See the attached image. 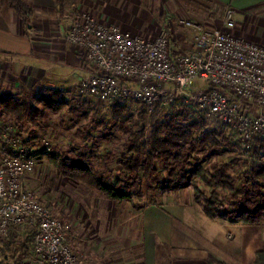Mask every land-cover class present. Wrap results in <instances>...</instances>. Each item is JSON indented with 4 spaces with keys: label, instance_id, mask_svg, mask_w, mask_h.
Returning a JSON list of instances; mask_svg holds the SVG:
<instances>
[{
    "label": "built area",
    "instance_id": "1",
    "mask_svg": "<svg viewBox=\"0 0 264 264\" xmlns=\"http://www.w3.org/2000/svg\"><path fill=\"white\" fill-rule=\"evenodd\" d=\"M234 13L226 7V28L234 26ZM179 23L192 36L172 49L167 29L148 37L86 13L73 15L64 39L82 48L87 74L68 94L104 104L135 102L150 118L173 105L193 109L206 121L218 122L248 155L256 137L264 140V45L190 19ZM7 141L10 152L0 162V235L11 225L27 226L32 264H87L68 243L70 223L23 182L34 170L38 151L48 152V143L40 142L38 149L37 142L23 144L17 136Z\"/></svg>",
    "mask_w": 264,
    "mask_h": 264
},
{
    "label": "rangeland",
    "instance_id": "2",
    "mask_svg": "<svg viewBox=\"0 0 264 264\" xmlns=\"http://www.w3.org/2000/svg\"><path fill=\"white\" fill-rule=\"evenodd\" d=\"M130 1L118 0L120 6L118 8L119 12L117 11V15L115 14L116 21L103 22L119 25L122 28L125 26L131 28L129 25L133 24L134 27H138L137 30L133 29L134 32L144 35H156L167 29L171 34L174 46L184 39L190 41L192 36L189 30L180 26L179 19H190L208 28H221L220 26L224 24L223 14L226 6H213L208 9L206 6H210V3L205 0H193L199 4L197 7L189 3L192 0H141L142 5L138 3L137 6L133 4L132 6ZM132 10L137 12L134 18H137L138 22L131 23L133 16L127 14L128 12L132 13ZM77 13L94 15L86 9H82ZM0 91L5 97L11 96L6 95L1 88ZM23 97L21 96L20 98L39 109L45 106L33 104L30 102V98L26 99ZM64 97H69V95H64ZM112 103L104 104L95 101L94 107L89 108L94 110L96 118L90 123L89 120L93 113L88 116L85 115V118L80 121L81 124L75 128L71 127L73 121L70 120L71 115L65 109L57 112L60 110L57 108L60 105L56 106L55 111H52L55 113L53 115L51 114L47 117L45 112L43 116L26 117L21 122L15 117L6 116L1 109L0 125L3 121L5 132L3 131L4 135L2 132L0 133V162L9 148V141L7 140H9L10 136L6 138L7 132H13L11 137L17 136L20 139L27 140L29 139V136L25 133V131L29 132L26 128L29 126L27 124L30 122L36 123L39 118L40 120L43 119L38 124L39 127L35 129L40 134L35 135V140H29V142H34L35 144L37 142L38 147L36 148L41 149L40 142L45 141L48 143L49 150L44 152L43 155L45 156L42 155V151H38L40 153L39 156H41L38 157L33 172L27 174L23 179L26 187L39 200L48 204V208L54 215L70 223L71 231L68 243L77 256L85 258L87 264H145L150 257L143 249L145 238L141 236L140 230L142 218L144 217L141 213L142 210L146 206L168 207L169 204L179 205V203H186L188 200L196 201L192 186L172 187L169 190H163L162 187L168 185V173L162 169L161 163H157L156 170L158 172L154 176L149 179L143 177L138 185L131 188L134 191H139L141 197H135L130 201H115L107 198L98 189L88 185L86 177H69L62 174L58 168V164L61 163V156L81 161V164L89 166V169L97 170L107 181L111 177H124L120 174L115 161L108 163L106 167H102L98 166L95 158L109 151L114 153L116 159L118 154H121L124 150L123 145L126 139V134L122 132L120 119L127 115L129 117L128 124L131 126L137 113L144 109L135 102L127 103L124 109L118 108ZM49 111L51 112V110ZM166 112L168 111H161L157 118L162 120ZM45 118H48V124H53L54 130L45 131ZM99 118H102V123L99 126L96 125V127L95 124ZM144 119L146 120L145 140H148L149 124L153 118L145 115ZM195 119L196 117L192 115L186 122L189 123ZM76 128L79 129L76 131ZM214 128L223 130L215 120L206 121V124L199 129H193L191 136L198 138L204 132H211ZM90 133L91 139L88 137ZM223 135H228L226 130L225 133L223 131ZM147 150H149L148 144L143 149V152L145 153ZM88 152H91L94 159L83 158ZM234 158L246 159L247 155L243 153L241 148H232L228 152L215 157H210L205 151H202L194 153L190 161L194 163L199 160L204 167H208L214 162L221 164ZM244 168L234 165V167L228 169L227 173L231 177H236L239 175V171ZM196 202L201 207L200 202ZM221 217L234 219L226 216ZM239 221L242 222L241 220ZM259 222H262V220ZM24 237L25 231L20 230L15 237L16 240L15 238L12 240L13 242H21ZM156 248L160 251L162 250V246L157 244ZM26 250L27 253L23 257L12 259L11 252L0 241V264H24L29 262V247ZM161 257L160 255H155L156 260L154 263H182L179 260L173 262L172 259L168 258V255L160 260Z\"/></svg>",
    "mask_w": 264,
    "mask_h": 264
},
{
    "label": "crops",
    "instance_id": "3",
    "mask_svg": "<svg viewBox=\"0 0 264 264\" xmlns=\"http://www.w3.org/2000/svg\"><path fill=\"white\" fill-rule=\"evenodd\" d=\"M205 1L210 3L206 6L208 9L213 6L234 9V26L226 28L222 24V29L245 41L264 45V0ZM25 2L33 10L27 28L17 14L0 0V88L6 95L24 96L33 104L46 105L47 117L55 114L49 110L60 105L57 112L65 109L71 115L73 128L81 124L85 115L93 113L89 120L91 123L96 118L94 110L90 109L94 107L95 100L69 98L68 90L87 73L82 48L66 41L64 34L70 18L82 9L91 11L102 22L116 21L115 14L120 6L118 0ZM130 2L134 6L142 5L141 0ZM189 3L199 6L193 0ZM136 13L134 10L128 12L127 15L133 16L131 23L139 21L134 18ZM129 26L133 28L119 27L132 34L144 35L134 32L133 29L138 27ZM45 119V131L54 130L53 124H48V118ZM41 120L39 118L36 123L30 122L25 126L29 131L24 130L29 136L27 140H35L34 136L40 134L35 129ZM141 213L144 216L140 225L141 236L145 238L143 249L150 257L145 264H155V255L162 256L160 260L168 255L173 262L182 261L181 264H209L208 256L226 264H251L255 252L264 248V217L262 222L253 224L222 217L211 219L194 200L179 205L169 204L168 207L146 206ZM156 244L162 246L161 251Z\"/></svg>",
    "mask_w": 264,
    "mask_h": 264
},
{
    "label": "trees",
    "instance_id": "4",
    "mask_svg": "<svg viewBox=\"0 0 264 264\" xmlns=\"http://www.w3.org/2000/svg\"><path fill=\"white\" fill-rule=\"evenodd\" d=\"M2 1L17 14L27 28L33 10L25 0ZM126 104H117L115 101L112 103L122 109ZM0 107V111L2 109L6 116L15 117L20 122L26 117L43 116L47 109L46 105L39 109L22 98L5 97L1 91ZM55 110L56 108L51 109V111ZM167 111L162 120L157 118L161 113L160 110L155 112L149 124L148 140H145L144 110L137 113L131 126L128 124L127 115L120 117L122 132L126 134L124 145L122 144L124 150L116 159L114 153L108 151L96 157L95 160L98 166L102 167L115 161L123 178L111 177L107 181L97 170L89 169V166L82 165L81 161L61 156V163L58 164L60 172L73 178L86 177L88 185L98 189L111 200L130 201L135 197H141L139 191L131 188L138 185L143 177L149 179L154 176L158 172L156 164L161 163L162 169L168 173V185L163 186L162 189L169 190L172 187L191 185L194 198L200 202L201 209L207 217L215 219L226 216L246 224L260 221L264 216V140L258 137L253 140L246 159L234 158L221 164L214 162L204 167L199 160L194 163L190 161L194 153L205 151L210 157L220 156L232 148H240L239 142L230 134L223 135V130L219 128L193 138L191 131L205 125L206 120L197 115L193 109L186 107L173 105ZM192 115L196 119L187 123L186 120ZM101 119L96 121L95 126L102 123ZM3 126L2 121L0 133H3L5 129ZM12 133L7 132V135L11 136ZM88 137L92 138L91 133ZM20 141L23 144L29 143V140L23 138ZM147 144L149 150L144 153L143 149ZM7 152H10L9 148ZM83 158L94 159V156L88 152ZM234 165L245 168L239 171L238 176L231 177L227 171ZM20 230L25 231L24 239L21 242H13L12 239ZM0 241L11 252L12 259L23 257L28 247L30 259L33 257L32 232L27 226H9L5 235H0ZM30 259L24 264H32ZM207 262L226 264L212 256L207 257ZM251 264H264V249L255 252V258Z\"/></svg>",
    "mask_w": 264,
    "mask_h": 264
}]
</instances>
